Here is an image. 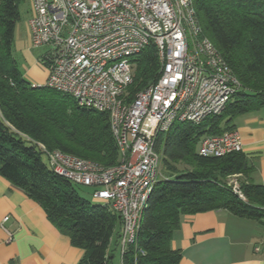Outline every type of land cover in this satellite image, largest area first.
<instances>
[{
	"label": "trees",
	"instance_id": "16d2710c",
	"mask_svg": "<svg viewBox=\"0 0 264 264\" xmlns=\"http://www.w3.org/2000/svg\"><path fill=\"white\" fill-rule=\"evenodd\" d=\"M21 1L0 0V175L23 189L71 244L83 249L77 264H112L110 239L117 229L118 246L119 214L106 203L81 197L71 181L43 160L39 146L114 165L119 156L108 115L23 77L12 53ZM193 5L203 34L218 48L240 88L221 113L199 123L174 122L157 134L155 149L164 171L147 197L135 242L120 254V264H178L181 252L170 242L184 215L225 209L264 220V185L251 180L253 167L246 154L215 157L197 152L202 137L235 129L237 116L264 104V0H193ZM131 61L128 100L153 83L160 68L152 43ZM231 176L237 177L238 189L228 180Z\"/></svg>",
	"mask_w": 264,
	"mask_h": 264
},
{
	"label": "built area",
	"instance_id": "2783aa9c",
	"mask_svg": "<svg viewBox=\"0 0 264 264\" xmlns=\"http://www.w3.org/2000/svg\"><path fill=\"white\" fill-rule=\"evenodd\" d=\"M31 11L30 44L48 47L39 58L48 68L47 79L33 85L107 113L119 161L102 166L39 146L55 173L92 187V197L119 214L121 254L135 242L147 197L162 177L157 134L174 122L199 123L221 113L240 83L203 34L193 0H31ZM150 43L159 73L128 100L131 59ZM238 151L242 141L236 129L204 136L197 145L205 156ZM233 186L238 189L237 182Z\"/></svg>",
	"mask_w": 264,
	"mask_h": 264
},
{
	"label": "crops",
	"instance_id": "0c3cea01",
	"mask_svg": "<svg viewBox=\"0 0 264 264\" xmlns=\"http://www.w3.org/2000/svg\"><path fill=\"white\" fill-rule=\"evenodd\" d=\"M28 20L24 32L15 28L14 43L23 53V77L43 84L47 71L39 65L43 54L30 52ZM234 126L253 167L251 180L264 185V104L237 116ZM170 244L181 252L178 264H264V220L238 217L225 209L184 215ZM83 253L36 201L0 175V264H77Z\"/></svg>",
	"mask_w": 264,
	"mask_h": 264
},
{
	"label": "rangeland",
	"instance_id": "374dc122",
	"mask_svg": "<svg viewBox=\"0 0 264 264\" xmlns=\"http://www.w3.org/2000/svg\"><path fill=\"white\" fill-rule=\"evenodd\" d=\"M31 16V7H30V0H22L19 4V19L16 23V31L22 30L23 32L25 31V27H26V22L27 20L30 18ZM30 52L32 54H34L35 56H39L41 54H44L47 50L48 47L47 46H39V47H32L30 44ZM12 53L14 55V57L16 58L17 61V65L19 67V69L22 70V64L24 61L23 58V53H21V51L17 50L15 43H13L12 45ZM40 66L42 68H44L47 71V76H48V68L42 64L41 62H39ZM233 123H235V119L233 120ZM43 160L45 162H47V159L45 156H43ZM180 168L182 167V165L179 166ZM161 171L163 172V166L161 164ZM237 177L231 176L228 178V180L231 183H235ZM74 188L76 190V192L83 197L84 199L92 202V203H100L102 201L100 200H96L92 197V191L93 188L89 187V186H84V185H80V184H73ZM116 234H117V229L112 233L111 239H110V255H112V260L111 263L112 264H120V251L118 250V246H117V238H116Z\"/></svg>",
	"mask_w": 264,
	"mask_h": 264
}]
</instances>
